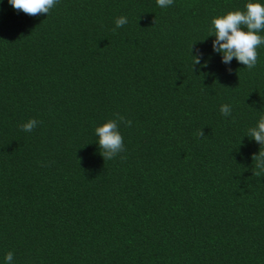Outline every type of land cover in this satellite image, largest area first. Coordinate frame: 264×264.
Returning a JSON list of instances; mask_svg holds the SVG:
<instances>
[{
	"label": "trees",
	"instance_id": "trees-1",
	"mask_svg": "<svg viewBox=\"0 0 264 264\" xmlns=\"http://www.w3.org/2000/svg\"><path fill=\"white\" fill-rule=\"evenodd\" d=\"M247 2L59 0L33 17L0 0V264H264L247 135L264 46L248 70L209 36ZM116 113L126 150L105 161L95 129Z\"/></svg>",
	"mask_w": 264,
	"mask_h": 264
},
{
	"label": "clouds",
	"instance_id": "clouds-1",
	"mask_svg": "<svg viewBox=\"0 0 264 264\" xmlns=\"http://www.w3.org/2000/svg\"><path fill=\"white\" fill-rule=\"evenodd\" d=\"M8 2L17 12L34 17L45 14L48 16L51 10L57 6L59 0H8ZM156 3L160 8H168L174 4V0H156ZM127 23L126 16L121 15L115 19L116 28H121ZM211 26L212 34L209 36H215L213 49L215 52L223 54L225 64L235 58L248 70L256 67L259 57L258 49L264 46V35L261 34L264 33V3L260 0H248L244 10H232L224 15L214 17ZM201 56L202 53L192 55L193 65L201 63ZM220 113L225 117L230 116L232 114L231 105H221ZM38 123L33 118L20 124L19 127L24 132H32ZM121 123L130 126L132 122L116 113L115 118L107 120L95 129L101 155L104 156L105 161L115 158L126 150L120 132ZM197 134L200 137L204 136L202 129ZM247 135L261 146L259 153L252 157L254 175L260 176L261 173H264V116L260 117L256 126L248 129ZM13 262L14 253L9 251L5 256V264H13Z\"/></svg>",
	"mask_w": 264,
	"mask_h": 264
}]
</instances>
